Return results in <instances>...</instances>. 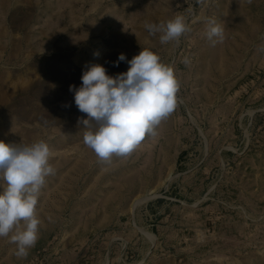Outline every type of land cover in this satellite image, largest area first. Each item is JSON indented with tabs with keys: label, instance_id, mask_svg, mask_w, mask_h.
Here are the masks:
<instances>
[{
	"label": "rangeland",
	"instance_id": "374dc122",
	"mask_svg": "<svg viewBox=\"0 0 264 264\" xmlns=\"http://www.w3.org/2000/svg\"><path fill=\"white\" fill-rule=\"evenodd\" d=\"M178 15V42L145 28ZM262 48L264 0H0V140L46 142L55 169L38 242L21 259L0 238V264H264ZM142 49L174 69L177 107L100 162L69 86L90 64L126 72Z\"/></svg>",
	"mask_w": 264,
	"mask_h": 264
},
{
	"label": "clouds",
	"instance_id": "9594fccd",
	"mask_svg": "<svg viewBox=\"0 0 264 264\" xmlns=\"http://www.w3.org/2000/svg\"><path fill=\"white\" fill-rule=\"evenodd\" d=\"M145 28L150 35L161 33V44L178 42L190 31L185 17L179 15L166 23L145 24ZM206 37L213 45L222 43L223 27L209 19ZM125 59L120 54L114 65ZM128 64V70L115 77L104 66L90 64L82 74V85L69 86L75 105L87 116L79 121L88 129L83 142L100 162L126 157L146 136H156L157 127L178 104L180 85L174 69L157 54L142 49ZM50 156V148L42 140L30 145L0 140V238L10 237L17 258H27L39 239L38 200L46 178L55 175Z\"/></svg>",
	"mask_w": 264,
	"mask_h": 264
}]
</instances>
